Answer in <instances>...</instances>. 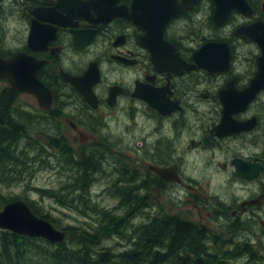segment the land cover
I'll return each instance as SVG.
<instances>
[{
  "label": "flooded vegetation",
  "instance_id": "af4514ba",
  "mask_svg": "<svg viewBox=\"0 0 264 264\" xmlns=\"http://www.w3.org/2000/svg\"><path fill=\"white\" fill-rule=\"evenodd\" d=\"M0 34L51 94L41 124L111 159L110 187L150 211L174 189L180 218L264 262V0H0Z\"/></svg>",
  "mask_w": 264,
  "mask_h": 264
},
{
  "label": "trees",
  "instance_id": "16d2710c",
  "mask_svg": "<svg viewBox=\"0 0 264 264\" xmlns=\"http://www.w3.org/2000/svg\"><path fill=\"white\" fill-rule=\"evenodd\" d=\"M20 94L9 86L0 90V182L10 186L25 179L29 180L33 175L23 170L21 172H24V175L19 171H9V176H5V162L10 165L29 162L33 168L51 167V148L58 150L63 159L61 171L72 173L69 169V166H72L77 173L72 178L69 177L70 183L58 184V190L26 185L21 195L7 196L0 192V210L11 201L23 200L36 216L49 221L56 229L65 233L61 242L51 244L42 238H28L0 230V264H227L231 259L251 264L261 259L246 247L234 253L229 252L228 246L212 242L213 237L208 240L203 227L187 223L169 210L164 212L158 209V214L149 212L144 222L135 229L132 228L134 230L127 235L131 221L138 222L136 217L143 216V212H146V198L126 193L127 188H123L125 193H121L120 188V192L115 190V193L111 194L119 196L126 214L117 216L114 210H108L110 208L100 209L89 194L93 181L92 173L99 170L98 163L87 156L75 161V154L60 136L44 131L45 135H41L42 141H45L43 143L39 134L30 133L28 130L32 125L29 123H35L37 116L42 117L43 114L38 108L37 113L14 109ZM12 112L13 118L9 116ZM23 119L30 122H22ZM21 141L24 143L20 146ZM99 159L101 162L100 156ZM131 182L133 187L136 182ZM27 191H34L40 198L46 197L58 204L74 208L82 216L91 214L96 218L86 223L87 226L90 225L88 228L80 231L75 226L61 225L60 220L37 207L36 202L27 197ZM136 202L139 204L134 205ZM94 222L95 224H92ZM112 236L121 241L131 240V243L124 244L128 246L119 253H113L111 249L102 252L101 249L97 250L101 242L109 240Z\"/></svg>",
  "mask_w": 264,
  "mask_h": 264
},
{
  "label": "rangeland",
  "instance_id": "374dc122",
  "mask_svg": "<svg viewBox=\"0 0 264 264\" xmlns=\"http://www.w3.org/2000/svg\"><path fill=\"white\" fill-rule=\"evenodd\" d=\"M6 7H5V10L9 9ZM5 16L9 17L8 12L5 13ZM3 20H4V18H2V21ZM2 36L3 35L0 34V39H3ZM8 45L12 46L13 43L9 42ZM3 87H4V85L2 83H0V90ZM14 109H22L23 111L28 112V113H34V112L37 113L38 112L35 99L32 97H29L28 95H19L16 102H15ZM9 116L13 118L14 117L13 112ZM40 120H41V117L37 116L35 123L30 122V121H26L25 119H23L22 122H25V123L30 122L29 125H32V128L29 129L28 131H30V133L35 132L36 134H39L40 141L45 143V141H42L41 135L42 136L44 135V131H46L45 133L49 132V134H51L53 132V130L52 129H50V130L46 129L45 126H43L41 124ZM32 136L36 137V135H32ZM23 141H25L27 143L26 140H23ZM67 141L70 144V146L72 148L74 147L75 149L84 145V144L79 143L77 136H75V139L70 138ZM23 143L24 142L21 141L19 145L21 146ZM104 146L113 155H117V157L121 156L122 158L126 159V153L122 150V147H120V148L118 147V149H116V148H114V147H112L106 143L104 144ZM50 151L52 152V158H50L51 167H45V168L39 167L38 168L37 166H35L33 168L32 163H29V162L25 163V164H11V165L6 163V162L3 163V165L5 164V167H6L5 172H4L5 176H9V171L14 172V173H17V171H19L22 175H24V172H21L23 170L29 174L33 173V175L29 180L25 179L20 183H16V184H13L10 186H6V185L2 184V182H0V192H2V194L7 195V196H14V195L23 194L25 191L26 185L31 186L33 188L34 187H36V188H55V190H58V184H60L61 182L70 183L69 181H71V179H69V177L72 178L75 175L74 167L69 166V169L73 171L72 173L68 172V171L67 172L61 171L63 159L59 156L60 154L58 153V150L51 148ZM51 152H50V154H51ZM95 154H98V151ZM84 155L85 154H83L81 157L78 153H75V160L80 161L81 159H84L83 158ZM99 156H97L94 161L96 163H98L97 165H99V172L100 173L97 171L95 173V176L92 177L93 178L92 185L89 188V194H91L90 197H91L92 201L100 209L110 208L108 210H112V211L114 210L116 212L117 216H121V215L125 214V209L123 208L124 205L121 206V201L119 200V198L116 197L115 194H111L113 192L115 193V190H114L115 185L110 187V184L115 182L117 175L112 173V172L105 173V171H110L111 169H113V165L109 166L111 159H109L106 156H102V157H100L101 158V162H100ZM38 162H40V161H38ZM45 165H47V164H45ZM111 189L113 190V192H110ZM173 190L174 189H170V190H167L166 192L163 193V196H162L163 203L151 202V209L154 212L150 211V209L146 205V212H143L144 215L140 216V217H136V218H138V222H135V220H133V221L130 220L131 221L130 230L128 229L127 235H129L131 230H134L137 225L144 222V219L147 217L149 212H150V214L160 213L159 211H155L154 208L155 209L167 208L166 210H163V211L166 212L169 210L172 213H174L175 215L184 217L183 210H181L182 206L180 204V201L179 200L175 201L173 197L171 198V196H175V194H172ZM104 191H109V192L104 193ZM26 195L29 199L35 201L36 204L38 205L37 207L41 208L42 211L48 212L49 214H51V216L60 220L59 222L61 225L75 226V228L78 231L88 228V226H90V225L88 224V226H87L86 223H90V222L94 221L96 218L95 216H93L91 214H88L86 216H82L74 208L65 206L63 204H58L49 198H46V197L40 198L38 196V194L34 191H27ZM170 198H171V200H170ZM178 202H179L180 206H179ZM137 204H139V202H136L134 205H137ZM129 206H131V205H129ZM172 213H171V215H172ZM92 224H95V222ZM132 228H134V229H132ZM218 238L223 241L227 238V236L223 235L222 237H218ZM130 243H131V240H130V242H127L125 240L121 241L120 239L114 238V236H112L111 238H109V240H105V241L101 242L99 244V246L97 247V250L101 249V252H102V250L111 249V252L119 253V252L124 251L126 246H128ZM124 244H128V245H124ZM208 248L210 250H212L213 252H215V250L212 249L211 247H208ZM227 264H246V262H244L243 260L236 261V259H231ZM251 264H264V262L257 260L256 262H253Z\"/></svg>",
  "mask_w": 264,
  "mask_h": 264
},
{
  "label": "water",
  "instance_id": "95a60500",
  "mask_svg": "<svg viewBox=\"0 0 264 264\" xmlns=\"http://www.w3.org/2000/svg\"><path fill=\"white\" fill-rule=\"evenodd\" d=\"M38 67L35 62L24 54H17L9 59L0 57V80L6 81L15 90L32 95L41 110L50 108L52 98L49 90L36 78ZM73 87L89 100V95L82 89L85 78H73L63 74ZM158 175L169 181L179 182L178 179H168L169 169L152 168ZM0 230L26 236L30 238H43L50 243L61 242L65 234L56 230L53 225L33 214L28 206L21 200L10 202L0 211Z\"/></svg>",
  "mask_w": 264,
  "mask_h": 264
},
{
  "label": "bare ground",
  "instance_id": "6f19581e",
  "mask_svg": "<svg viewBox=\"0 0 264 264\" xmlns=\"http://www.w3.org/2000/svg\"><path fill=\"white\" fill-rule=\"evenodd\" d=\"M47 123V122H46ZM47 126V125H46ZM52 134V133H51ZM62 141V140H61ZM100 173V172H99ZM98 174V173H97ZM119 197V196H118ZM124 210V209H123ZM126 214V213H125ZM124 215V214H123Z\"/></svg>",
  "mask_w": 264,
  "mask_h": 264
}]
</instances>
